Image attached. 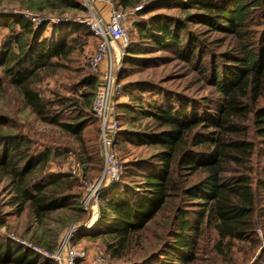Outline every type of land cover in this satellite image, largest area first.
<instances>
[{"label":"trees","instance_id":"16d2710c","mask_svg":"<svg viewBox=\"0 0 264 264\" xmlns=\"http://www.w3.org/2000/svg\"><path fill=\"white\" fill-rule=\"evenodd\" d=\"M112 1L136 14L134 35L122 57L128 67L118 73L120 90L115 96L118 125L120 120L132 126H119L114 145L119 144L124 153L128 144L152 151L130 159L127 166L123 163L119 179L100 189L94 227L85 234L100 239L110 259L124 260L118 264H186L195 258L207 228L220 243L252 241L256 197L251 159L257 142L262 156L259 170L264 173V25L255 33L251 16L263 10L264 0L160 3L182 9V17L152 13L150 4L155 0ZM24 4L27 11L40 15L37 23L27 16L0 13V28L7 35L0 44L4 74L0 90L5 91L6 79L24 108L56 127L59 136L83 144L86 126H93L96 135L99 131L91 108L97 77L86 75L83 89L68 103L57 100V105L69 108L68 114L51 110L54 104L39 94L35 84L41 71L60 66L59 60L82 46V36L93 35L85 23L69 19L71 12L87 9L80 0H25ZM189 23L206 24L234 39L232 51H224L221 62H212L209 82L216 97L190 104L161 90L156 81L128 79L129 70L140 72L164 59L151 55L156 51L171 52L187 62L201 60L206 51H200L202 42L191 34ZM120 95L128 101L118 102ZM8 121L0 113V177L9 185L17 216L25 215L41 226L52 213L67 210L71 222L81 220L84 183L97 181L101 174L96 148L77 152L78 160L82 157L79 176L51 170V162L74 147L58 141L33 149V139L26 133L5 128ZM4 222L0 217V224ZM152 225L163 231H153ZM40 243L49 251L55 248L43 238ZM216 249L221 253V247ZM136 255L134 261L129 258ZM257 262L264 264V251ZM0 264L57 262L0 234Z\"/></svg>","mask_w":264,"mask_h":264},{"label":"rangeland","instance_id":"374dc122","mask_svg":"<svg viewBox=\"0 0 264 264\" xmlns=\"http://www.w3.org/2000/svg\"><path fill=\"white\" fill-rule=\"evenodd\" d=\"M25 0H0V13H9L12 15L27 16L33 23H37L39 14L36 12H30L25 9ZM178 1L184 2L189 0H155V3L150 4L152 13L161 12L164 14L179 16L184 15L182 9L173 6L167 8L161 6L160 3L169 2L177 3ZM83 4V2L81 1ZM84 5V4H83ZM114 6V5H113ZM153 7V8H152ZM103 8V10H101ZM87 9V8H86ZM95 13L102 14L103 17H107L106 5H93L91 8ZM90 9V10H91ZM90 10L86 12H71L69 14L70 20L81 22L90 15ZM124 13V28L126 40L125 42L114 43L116 51L122 52L120 60L117 64L118 73L122 67H126L128 64L122 63V57L126 52V48L130 43L134 35V29H132V21L136 19V14L133 10H122ZM46 15H49L47 13ZM51 16V15H49ZM55 17V16H52ZM256 24L251 27L255 33H258L261 26L264 25V7L263 10H257L255 14L251 16ZM188 28L192 35L198 37L202 42V50L206 52L200 59L184 61L177 58L171 52L156 51L154 54L157 56H165L164 59L155 66H148L141 68L138 72L129 70L128 79H149L156 81L160 84L161 90L168 92L170 95H175L182 102L199 101L202 98H214L217 93L214 87L210 84V70L213 60L217 63L222 61V54L224 51H232L229 47L233 43L234 39L231 36L223 35L222 33L215 31L210 26L203 23H189ZM5 28H0V44L7 35H4ZM48 32L51 33V29L48 26ZM82 46L75 49L68 57L59 60L60 66L56 68H46L41 71L39 76L41 79L35 84L39 94L54 104V108L51 110L58 111V113L68 114L69 108H62L57 105V100L63 99L65 103H68L72 98L76 97L77 90L83 89L81 83L86 75H94L98 81L100 79V72L94 71L90 65L91 56L97 51L98 43L94 35H90L87 38L82 36ZM128 67V66H127ZM56 69V70H54ZM128 71V69H127ZM0 77H4V74L0 68ZM118 77V76H117ZM97 81V82H98ZM5 91L0 90V113L6 114L9 118L8 124L5 125L6 129H10L16 132L26 133L32 140L31 147L33 149H42L44 146H48L54 143L68 142L74 147V151L67 156H60L57 160L51 162V170L65 171L69 170L74 175L79 176L81 174V159L78 157L84 148L91 150L92 147L98 151L100 157V146L98 141V134H95L93 126H86L83 131L84 143L73 142L65 137L59 136V131L56 127L42 121L38 118L29 108H24L21 105L20 98H16V92L11 86L8 85L7 80H4ZM128 97L120 95L118 102L128 101ZM53 107V106H52ZM119 126L130 127L132 125L122 123L119 120ZM10 127V128H8ZM61 135V134H60ZM85 146V147H83ZM115 151L117 156L126 164L130 159L146 156L152 150L146 147H140L128 144L126 146L125 153L119 149V144H115ZM259 142L256 143L255 154L251 159V176L253 178L252 188L255 192V209L254 214V230L255 235L252 241L243 240H228L225 239L222 243L218 242L216 235L213 231L207 228L204 237L199 243L198 250L195 251L194 259L186 264H256L260 258V255L264 251V173H261L259 168L262 165V156L260 151ZM83 148V149H82ZM89 167V164H86ZM96 180L84 183V197H89L93 190V183ZM97 189L98 195L100 189ZM10 188L7 181L0 177V217L5 220L4 224H0V234L8 237H13L16 241L25 239L40 247L46 248L45 245L40 243V238L50 244L56 245L59 240L65 235V233L73 226L85 225L81 230H76L72 234V243L85 251V257L78 260L77 264H118L124 260L113 261L105 252L104 246L100 239H91L85 233L93 229L92 222L95 221L93 215L97 209V203L90 199L83 204L86 206L85 214L78 222H71L69 215L71 212L67 210H59L50 215L44 225H36L35 223L28 221V218L23 216H17L15 213V207L10 204ZM95 225V224H94ZM31 227V230H29ZM86 227V228H85ZM87 227L90 230H85ZM29 228V229H27ZM152 229L155 232L160 233L161 226L152 225ZM33 234L34 238H31ZM217 245L221 247V253L216 249ZM99 255H103L105 261L99 262L97 258ZM139 256H130L131 260L137 259Z\"/></svg>","mask_w":264,"mask_h":264},{"label":"built area","instance_id":"2783aa9c","mask_svg":"<svg viewBox=\"0 0 264 264\" xmlns=\"http://www.w3.org/2000/svg\"><path fill=\"white\" fill-rule=\"evenodd\" d=\"M87 9L93 5H106L107 17L95 13L92 9L90 15L81 20L85 23L94 37L97 39V51L91 56L90 65L94 71L100 72V79L93 92L91 108L98 118L99 134L98 141L101 157V174L95 183L89 197L83 199L85 205L90 199L98 201L99 187H104L117 179L123 169V161L117 156L114 147V139L119 131V125L115 118L116 95L120 90L118 83L117 64L122 52L116 51L114 43L125 42L124 13L117 8L112 0H80ZM86 209V206H83ZM73 225L59 240L53 251L40 247L25 239L17 241L24 247L31 248L42 256L51 257L57 264H77L78 260L85 257L84 249L72 243ZM83 228V227H82ZM82 228L78 229L81 230ZM103 255H99L97 261H105Z\"/></svg>","mask_w":264,"mask_h":264},{"label":"water","instance_id":"95a60500","mask_svg":"<svg viewBox=\"0 0 264 264\" xmlns=\"http://www.w3.org/2000/svg\"><path fill=\"white\" fill-rule=\"evenodd\" d=\"M83 224L86 225V223H83ZM85 225H77V226L73 229V231H76V230L82 228V227L85 226Z\"/></svg>","mask_w":264,"mask_h":264},{"label":"crops","instance_id":"0c3cea01","mask_svg":"<svg viewBox=\"0 0 264 264\" xmlns=\"http://www.w3.org/2000/svg\"><path fill=\"white\" fill-rule=\"evenodd\" d=\"M101 10H103V8H101ZM95 216H96V211L94 212V215H93L94 219H95Z\"/></svg>","mask_w":264,"mask_h":264}]
</instances>
